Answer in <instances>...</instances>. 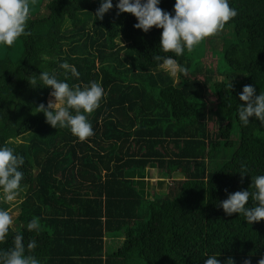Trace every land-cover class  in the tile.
<instances>
[{
	"label": "trees",
	"instance_id": "trees-1",
	"mask_svg": "<svg viewBox=\"0 0 264 264\" xmlns=\"http://www.w3.org/2000/svg\"><path fill=\"white\" fill-rule=\"evenodd\" d=\"M29 2L31 35L0 46V146L25 159L15 231L0 248L22 233L25 245L36 241L39 264H205L207 255L259 264L264 220L248 224L217 204L264 174V124L238 118L243 87L264 92V0H230L238 15L202 41L200 57L162 53L163 29L135 28L133 14L117 15L118 0L103 19L102 0ZM175 2L159 6L173 12ZM211 51L222 55L217 65ZM154 54L173 56L188 75L159 70ZM65 61L79 78L65 75ZM42 71L70 86H103L106 98L87 114L93 136L80 142L38 112L52 89L29 79ZM242 164L251 173L243 181ZM147 168L162 169L161 179L136 177ZM33 217L40 233L27 230ZM118 233L122 245L105 253L106 235Z\"/></svg>",
	"mask_w": 264,
	"mask_h": 264
},
{
	"label": "clouds",
	"instance_id": "clouds-1",
	"mask_svg": "<svg viewBox=\"0 0 264 264\" xmlns=\"http://www.w3.org/2000/svg\"><path fill=\"white\" fill-rule=\"evenodd\" d=\"M160 4L161 0H118L115 7L118 10L117 15L125 12L133 14L138 20L134 27L142 29L145 33L153 26L163 29L160 50L165 54L172 53L175 57L183 56L186 51L191 53L206 38L221 33L226 24L238 15L236 8L230 6V0H176L173 12L163 10ZM113 7V0H102L95 14L96 18L103 19L104 14ZM29 19V0H0V46L12 47L21 36H30ZM44 59L47 60V57ZM153 59L160 69L174 79L178 74L188 75V69L179 65L173 56L154 54ZM60 67L65 70V75L71 73L73 77L79 78L80 72L75 65L65 61ZM29 81L33 86L39 83L52 89L51 96L55 99L50 100L47 106L41 104L38 107V112L45 113L51 126L70 129L80 142L95 134L87 114L96 111L101 101L106 98L101 84L92 81L83 87L70 86L67 81L58 80L55 72L48 71H42ZM240 100L246 102L241 103L238 112L241 124L247 126L251 117L264 124V92L261 91L257 95L254 86L245 85L240 93ZM24 164V157L18 155L14 148L0 146V200L4 203L17 201L23 191L21 182L24 173L21 168ZM239 172L242 181L243 177L250 173L248 167L243 164ZM251 180L248 189L228 193L227 199L217 204L223 208L226 215L238 213L248 224L264 220V174L251 175ZM13 223L10 212L0 208V243L5 241L10 231H15ZM26 227L29 232L40 233L42 230L38 217L29 220ZM36 247L35 240L25 245L23 234L17 233L10 248H0V264H39L38 259L32 255V250ZM207 256L209 258L205 264H221L218 256ZM225 264L236 262L228 258ZM244 264H251V261L245 260ZM259 264H264V259H261Z\"/></svg>",
	"mask_w": 264,
	"mask_h": 264
},
{
	"label": "rangeland",
	"instance_id": "rangeland-1",
	"mask_svg": "<svg viewBox=\"0 0 264 264\" xmlns=\"http://www.w3.org/2000/svg\"><path fill=\"white\" fill-rule=\"evenodd\" d=\"M228 28V27H227ZM224 31V30H223ZM223 31L217 35H214V37H220L221 34L223 33ZM204 42V41H203ZM125 44V43H124ZM199 48V51H192L193 55L195 57H200L199 56V53L201 51V49L204 48V50H206V47H204V44L201 43L200 45L197 46ZM216 53V54H215ZM210 62L212 61V65H217L218 62H219V59L222 58V55L215 52V51H211L210 53ZM223 59V58H222ZM159 70H161L159 68ZM166 72V71H165ZM55 98L51 96V93L49 95V99L48 101L50 100H54ZM212 126V124H211ZM213 165V163H211ZM209 164V165H211ZM164 171L162 169H158V170H153L151 168H147L145 169L142 173H138L136 175L137 178H146V179H153L152 182H156L158 179H161L160 177L162 176V173ZM158 178V179H157ZM176 178H181L180 176L179 177H176ZM148 187V183L147 182H144V181H141L140 182V188L141 189H147ZM23 188V191L21 192L20 196L18 197L17 201L13 202L10 204V208L8 209V211L10 212V214L13 216V221H14V217L18 214L19 212V209L21 207V203L23 201V198H24V192H25V187L22 186ZM154 190L151 189V192H153ZM14 224V223H13ZM113 237H110L108 236L107 239H106V251L107 252H111V251H115L117 250L123 243V239H124V235L122 233H118V234H115V235H112ZM142 264H149V263H146V262H143Z\"/></svg>",
	"mask_w": 264,
	"mask_h": 264
},
{
	"label": "crops",
	"instance_id": "crops-1",
	"mask_svg": "<svg viewBox=\"0 0 264 264\" xmlns=\"http://www.w3.org/2000/svg\"><path fill=\"white\" fill-rule=\"evenodd\" d=\"M152 180H153V179H152ZM153 183H155V182L153 181ZM108 236H109V235H106V237H105V247H104L105 253H107V251H106V239H107ZM110 237H113V236H110Z\"/></svg>",
	"mask_w": 264,
	"mask_h": 264
}]
</instances>
